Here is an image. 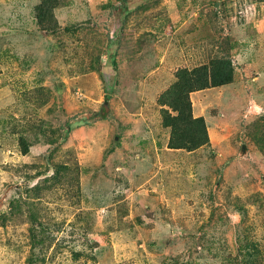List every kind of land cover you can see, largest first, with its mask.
<instances>
[{"label":"rangeland","instance_id":"374dc122","mask_svg":"<svg viewBox=\"0 0 264 264\" xmlns=\"http://www.w3.org/2000/svg\"><path fill=\"white\" fill-rule=\"evenodd\" d=\"M220 58L210 142L168 147ZM0 264H264V0H0Z\"/></svg>","mask_w":264,"mask_h":264},{"label":"trees","instance_id":"16d2710c","mask_svg":"<svg viewBox=\"0 0 264 264\" xmlns=\"http://www.w3.org/2000/svg\"><path fill=\"white\" fill-rule=\"evenodd\" d=\"M45 15L43 10L37 16L54 23L52 27L57 26L52 12ZM232 64L230 59L220 58L193 69L183 67L177 71L176 81L160 96V103L165 106L162 108L163 126L170 127L168 147L192 151L210 142L206 119L193 113L191 93L231 82Z\"/></svg>","mask_w":264,"mask_h":264}]
</instances>
